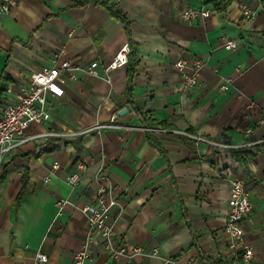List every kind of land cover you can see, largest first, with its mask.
I'll list each match as a JSON object with an SVG mask.
<instances>
[{
    "label": "crops",
    "instance_id": "obj_1",
    "mask_svg": "<svg viewBox=\"0 0 264 264\" xmlns=\"http://www.w3.org/2000/svg\"><path fill=\"white\" fill-rule=\"evenodd\" d=\"M240 3L257 10L253 20L242 19ZM110 6L124 14L135 46L131 104L125 94L128 66L104 72L128 43ZM262 6L264 0H231L218 12L209 0H16L0 16V110L32 74L55 63L59 51L65 52L59 61L70 60L79 70L67 79L63 97L48 98L51 121L31 125L24 137H38L17 146L0 170V264H35L37 252L46 255V264H74L88 230L81 209L100 184L120 205L117 239L144 253L112 259L93 237L85 264H264ZM201 8L210 16L183 19L184 11ZM227 40L236 49H226ZM180 58L203 63L198 87L187 94L179 90L174 68ZM92 63L97 76L83 71ZM227 78L229 89L222 92ZM123 108L127 114L118 118ZM143 123L160 147L148 141ZM109 124L123 128L95 129ZM90 129L76 150L70 140ZM188 130L207 142L175 133ZM257 146L253 157L229 151L255 152ZM79 164L85 169L69 185ZM26 167L28 183L15 205ZM235 175L246 180L254 205L243 224L244 242L253 249L249 263L220 234ZM59 199L68 202L61 215Z\"/></svg>",
    "mask_w": 264,
    "mask_h": 264
},
{
    "label": "built area",
    "instance_id": "obj_2",
    "mask_svg": "<svg viewBox=\"0 0 264 264\" xmlns=\"http://www.w3.org/2000/svg\"><path fill=\"white\" fill-rule=\"evenodd\" d=\"M15 1L0 0V16L8 14L15 5ZM238 9L242 19L246 21L253 20L257 15V10L248 3H240ZM210 13L209 10L203 8L188 9L184 11L183 19L187 22H193L198 17H209ZM262 13L264 14V6H262ZM225 45V48L228 50H233L237 47L234 40H227ZM64 53L63 50L56 53L55 63L42 66L36 73L30 76L26 85L22 87L20 93L14 99L8 100L2 105L0 110V170L17 146L38 137H24V132L31 125L44 126L51 121L48 98L63 97L67 79H72L74 72L79 70V67L74 65L70 60L59 61ZM129 53V45L125 43L109 64L104 67L105 74L126 66L128 64ZM96 67L97 63H92L83 71L90 76H97ZM202 67L203 63L198 58H180L174 64V68L180 78L179 90L182 93L187 94L198 87ZM63 73H67V78L63 76ZM229 84L230 79H224L219 86L220 91L226 92L229 89ZM102 128L122 129L123 127L109 124L107 126H97L95 129ZM92 130H85L75 135H82ZM154 130L161 133L167 132L163 129ZM175 133L196 143L207 142L203 137L188 132L181 131ZM210 144L214 147H227L215 143ZM58 165L55 162L52 165V169L56 170L59 167ZM77 168L78 172L72 174L67 180L69 185L73 186L77 184L79 173L85 169L82 164H79ZM251 197L252 193L246 180L237 175L233 176L229 181L226 222L220 234L226 236L231 249L241 251V258L244 263H249L253 257V249L244 242L243 228L244 222L253 211L254 205ZM67 203L66 200L61 199L55 202L57 215L62 214ZM81 212L88 230L83 248L74 254V264H85L89 260L88 247L93 237L97 238L103 250L112 259H118L121 256L133 258L144 253L141 247L130 248L123 240L117 239L116 225L120 217V205L112 194V190L100 184L96 189L93 201L87 203L81 209ZM151 254L152 256H157L158 251L154 249ZM46 262L47 257L45 254L41 252L35 254V264H46Z\"/></svg>",
    "mask_w": 264,
    "mask_h": 264
},
{
    "label": "trees",
    "instance_id": "obj_3",
    "mask_svg": "<svg viewBox=\"0 0 264 264\" xmlns=\"http://www.w3.org/2000/svg\"><path fill=\"white\" fill-rule=\"evenodd\" d=\"M231 0H209V3L212 4V6L214 7V9L218 12H222L224 11L228 4L230 3ZM108 8V11L110 13V15L117 19V20H120L122 22V24L124 25L125 29H126V34L128 35V45H129V48H130V53H129V56H128V71H127V87H126V97L128 99V103L131 104V98H132V82H133V78H134V75H135V72H136V67H137V59H136V53H135V46L134 44L131 42L130 40V37H129V31H128V26H127V22H126V18L124 16V14L116 7V6H110V7H107ZM132 106V105H131ZM132 109L134 111L137 112V110H135V108L132 106ZM138 114V112H137ZM143 127H145L146 130V133H147V139L148 141H150L154 146L156 147H160V143L158 142V140L155 139L154 137V134L152 132V130H149L148 126H146L145 123H143ZM92 132V131H90ZM188 133H191V134H194V131L193 130H188L187 131ZM80 137L81 135H77L75 138V140H70V142H73L75 144V147H76V150H77V141L80 140ZM67 142V141H66ZM260 146H257L256 149H255V152H250L246 147H240V148H236V149H229V151L234 155V156H241V155H244V156H247V157H253L256 155L257 152L260 151ZM192 150V153L194 152V150L191 148ZM216 152H212L211 154H214ZM4 179V176L2 177V179L0 180V183L1 181H3ZM21 183H22V188L20 190V192L18 193L17 195V198H16V201H15V205L19 204L24 192H25V189H26V186H27V183H28V169L27 167L24 169V173H23V176H22V180H21ZM178 257V256H174V259ZM210 262L212 264H225L223 262H221L220 260H210Z\"/></svg>",
    "mask_w": 264,
    "mask_h": 264
},
{
    "label": "water",
    "instance_id": "obj_4",
    "mask_svg": "<svg viewBox=\"0 0 264 264\" xmlns=\"http://www.w3.org/2000/svg\"><path fill=\"white\" fill-rule=\"evenodd\" d=\"M126 114H127V109L123 108V109L118 111L117 117L121 118V117L125 116Z\"/></svg>",
    "mask_w": 264,
    "mask_h": 264
}]
</instances>
